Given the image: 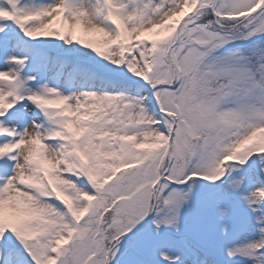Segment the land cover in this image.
I'll list each match as a JSON object with an SVG mask.
<instances>
[{
	"label": "snow or ice",
	"instance_id": "1",
	"mask_svg": "<svg viewBox=\"0 0 264 264\" xmlns=\"http://www.w3.org/2000/svg\"><path fill=\"white\" fill-rule=\"evenodd\" d=\"M0 264H264V0H0Z\"/></svg>",
	"mask_w": 264,
	"mask_h": 264
}]
</instances>
